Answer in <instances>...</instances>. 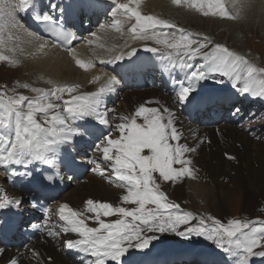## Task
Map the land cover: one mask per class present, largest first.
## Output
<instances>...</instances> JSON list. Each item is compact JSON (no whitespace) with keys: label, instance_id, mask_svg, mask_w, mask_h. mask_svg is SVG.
Instances as JSON below:
<instances>
[{"label":"snow or ice","instance_id":"snow-or-ice-1","mask_svg":"<svg viewBox=\"0 0 264 264\" xmlns=\"http://www.w3.org/2000/svg\"><path fill=\"white\" fill-rule=\"evenodd\" d=\"M229 2L231 11L227 6ZM141 3L142 0L119 3L112 16L116 18L119 13L120 17L126 18L125 22L134 20L128 28L129 40L152 41L155 46L147 47V50L158 53L162 60L167 61L164 70L179 68L185 71V80L179 82L177 93L180 103L197 102L204 87L202 82L214 79L216 74L233 80V87L243 82L241 93L264 98V67L257 66L245 55L224 44L213 43L206 35L200 36L180 28L169 19L144 14L140 9ZM171 3L187 5L206 17L211 15L232 20L242 18L247 6L246 0H171ZM35 7L36 0H18V3L15 0H0V61L18 65L19 58L15 54L24 53L25 46L34 49L29 55H47L48 41L38 31L30 30L22 19L23 15L34 12ZM32 18L43 24L56 41L63 43L64 50L80 69L88 71L95 66L93 60L80 58L72 46L76 35L57 24L53 16L36 14ZM114 22L116 30L121 31L122 21L115 19ZM165 28L176 29V32L161 31ZM87 43L92 45L95 41L90 39ZM125 46H128V41ZM109 51H115V47ZM135 52V48L130 54L120 51L113 59L122 60ZM197 58H202L205 63L197 66L194 63ZM100 80V76H94L92 83H99ZM46 83L52 87L45 89L17 82L18 88L36 93L34 97L19 93L15 88L0 89V129L6 130L0 132V166L28 167L37 162L54 165L62 146L88 134L86 127L73 126V122L91 117L99 124L109 126L103 98L107 92L114 91V85L118 83L114 77H110L96 91L88 93H80V86L75 84H59L51 79ZM235 111L238 113L239 109ZM141 117L143 123H137ZM119 119L121 122L115 125L118 137L98 138L100 143L94 147L113 173V176L107 177L109 182L126 190L120 197V204L88 199L84 208L77 210L63 203L58 208L61 223L48 227L47 236L53 239L69 234L74 236L63 243L69 249L90 255L92 259L86 260L85 264H108L109 261L118 264L128 247L147 248L156 237L145 236L144 233L154 232L204 237L233 257L236 264H264V220L233 218L225 223L210 214L197 216L183 211L180 204L170 201L162 191V183L199 177L200 170L189 155L197 148L179 143L182 133L176 127L175 114L168 108L141 105L132 117L122 116ZM251 134L255 135L254 132ZM225 156L230 160L236 159L228 153ZM89 162L98 164L95 159ZM98 174L103 176L105 170H100ZM18 175L32 174L11 171L9 178ZM44 179L51 182L55 177L46 175ZM21 203V199L4 194L0 197V210L12 206L19 208ZM105 217L116 219L106 222ZM89 221L97 226H89ZM28 251L38 264H43L36 249ZM5 254V249L0 248V257ZM48 261L51 264V257ZM6 264H21V258L18 255L8 257Z\"/></svg>","mask_w":264,"mask_h":264},{"label":"bare ground","instance_id":"bare-ground-1","mask_svg":"<svg viewBox=\"0 0 264 264\" xmlns=\"http://www.w3.org/2000/svg\"><path fill=\"white\" fill-rule=\"evenodd\" d=\"M17 1V0H16ZM55 1V0H54ZM63 1L64 3H68L71 7L77 8V12L81 11L82 6L84 5V12L89 14H95L99 8L95 6V4H91L89 2H80L75 1L73 3L71 0H59ZM251 0H246L247 4H250ZM264 5V0H256V3L253 5H249V8L253 6H257L259 2ZM115 0H106V3H103L106 7L112 10V4ZM130 0H122L121 3H129ZM135 6V5H132ZM248 8V9H249ZM141 11L147 15V12H151L156 14L157 16H162L168 18L174 22H182L181 27L187 28V26L194 27V25L201 28L199 22L203 19V16L189 12L188 10L177 7L176 5H172L170 0H147L144 4L140 5ZM150 10V11H149ZM247 12V11H246ZM36 14H44L42 8L39 7L38 3H36L35 11ZM86 14L84 16H86ZM110 13H107L106 10L102 11V18L108 19ZM246 14V13H245ZM244 13H242V18L237 19L236 21L229 22L223 20H214V22H220L222 25L217 24L219 29L224 30L216 31L215 28L212 29V33L214 36L222 37L227 36L228 42H230L231 46L236 47L237 44L234 42L230 36L233 29L240 28L243 23L242 21L245 20L246 23H250L248 28L245 30L251 33H255L256 31L260 32L262 25H264V18L262 20H254L249 17L245 18ZM78 13H75L72 17L78 19ZM99 17V13L95 14ZM169 16V17H168ZM55 19H59L58 15L53 16ZM206 20V19H205ZM257 24L254 27L252 24L253 22ZM207 20L205 21V23ZM130 21L128 24H131ZM223 23H228V25H233L228 30L221 27ZM100 24V22H99ZM205 26V25H204ZM99 29L96 31V36L93 41L96 42L97 46V37H99V33L105 34L109 32V29L105 27L102 28L99 25ZM206 29V28H202ZM193 31V28L190 30ZM206 32V31H205ZM229 32V33H228ZM113 32H109L112 34ZM116 36V34H113ZM125 35L123 36V38ZM120 38V37H119ZM215 40V39H214ZM130 42L128 46H125V50L129 51L136 46V49H139L140 44L145 41H128ZM152 42V41H151ZM49 44V41H48ZM96 46L89 47V53L94 55L96 53ZM150 47L155 46L154 43L149 44ZM26 51L24 56L27 57V62H21V58L19 61L28 65L27 67L32 69L33 72L30 75L37 77L39 82L42 85H37L35 87L40 88H50L51 85L46 83L47 80L51 79L56 81L57 83H76L78 81H83L86 84L90 85V87L79 89V92L88 93L92 92L96 88H99V83H92L91 80L94 76H100L101 79L104 77V73L99 70V68H92L91 70L85 71L80 69L74 62V60L68 55V53L58 48L55 45L49 44V48L47 50V55H39L33 56L29 55V52L34 51L30 46H25ZM105 47V46H104ZM104 47L102 48L101 53L104 51ZM122 47V46H121ZM239 47V46H238ZM77 53L80 56V50H77ZM16 56H21L22 53H16ZM251 60V59H249ZM252 61V60H251ZM205 61L202 58H199L197 66L204 64ZM26 67V68H27ZM68 75V76H66ZM63 79L61 80V78ZM218 77V74L215 75L214 79ZM209 80L203 83L213 81ZM221 79L224 80L223 77ZM82 82V83H83ZM101 82V80L99 81ZM235 82L227 77L225 84L228 87L233 88V91L226 96L227 105H234L238 102L241 103L239 106V112L237 113L235 109H219L220 114L224 111L227 113H231L234 117L236 122L225 120L224 123L218 127L219 135L214 134L211 135V140L209 139L210 143L206 144L200 143L201 140L205 141L206 137V128L201 126L200 124L196 123V121H187V119L183 116L180 112L178 106H173V101L168 94L163 92L158 93L155 89L152 90H132V91H125L121 95V99L119 101L120 107L114 110L111 105L104 104L105 111L111 112L107 113L108 119L120 123V117L122 116H129L132 117L136 110L141 106H147V108H172L176 110L175 118H176V127L182 133V138L179 141L181 144H187L189 147H196L197 151L195 153H190L189 155L192 157L194 164L200 170L198 179H190L186 178L182 182H165L162 183L161 189L167 194L169 200L174 199L179 204H185L187 202L192 204V207L187 205L188 208L192 210L194 214L197 216L201 215L202 212L199 208H197L196 200L202 199L206 200V206L210 210V201L212 200L213 205H217V203L222 205L223 207V199L227 202L229 201V196L232 195V190L229 188L230 185L238 186L240 181L242 180V191L245 192V214L246 215H253L256 209L260 208L259 206L262 205L264 198H261L260 194L256 192V190L263 194L264 193V171H262L261 165H258L259 161H263L264 163V132H262L255 123L251 122L245 113H247L246 107H243L242 104L246 102L253 103L254 105L264 104V98H260L257 96H253L250 94H243L240 92V84H237L236 87H233ZM44 85V86H43ZM237 94V95H236ZM158 97V103H149L146 104V100L151 97ZM137 123H143V118H138ZM212 126V125H211ZM210 126V127H211ZM2 131H6L4 129H0ZM251 132H254L255 135H252ZM118 135V132H117ZM256 137H259L257 139ZM225 153L231 154L236 157L235 160L227 159ZM89 182L86 184V178L83 183L76 185L77 187L70 192V194H66L64 199L72 200L71 197L77 194L79 197L84 199L85 197H89L90 199L96 201H107L111 202L114 205L120 204V197L125 193V189L121 187H117L114 185H109L115 189H117V198L113 199L112 197L115 196L116 191L114 189H110L107 187L101 179L97 177L88 176ZM225 180V181H224ZM222 181V182H221ZM220 182V183H219ZM227 184H226V183ZM241 185V184H240ZM213 187V188H212ZM217 187L219 192H215ZM262 187V192L260 188ZM258 188V189H257ZM237 189V188H236ZM215 190V191H214ZM4 194H7L9 197H15L16 195L8 188V185H5L2 175L0 174V197ZM188 194V195H186ZM82 195V196H81ZM182 196V197H181ZM264 196V194L262 195ZM189 198V201L187 198ZM198 199V202L201 201ZM63 200V198H61ZM81 200V199H80ZM75 202V200H72ZM80 202V201H77ZM188 204V203H187ZM219 205V206H220ZM129 206V205H124ZM134 207V205H131ZM23 211L27 212V202L23 205ZM151 207V206H150ZM204 209V207H202ZM224 210V207H223ZM201 212L198 213V212ZM224 213V212H223ZM227 213V212H226ZM106 222H111L116 219V217H105ZM196 222V221H194ZM94 227L97 225L91 221ZM145 236H155L156 239L152 240L147 248H138L135 246L128 247L126 252H131L133 255H138L145 251H150L152 253H162V252H172L176 250H183L188 247H194L196 242L190 237L186 235H179L178 233L173 232H165V233H144ZM135 244V241L133 242ZM23 243H20V247H14L12 249L8 248L4 239H0V248L5 249V256L0 257V264H6L7 258L11 256H19L21 258V264H38V261L34 259L28 249H36L41 256V260L43 264H49V261L46 259L44 254V250H49V253L53 255V259L51 264H85V261L91 259L90 257L86 256L84 258H77L73 255H61L60 253H55L52 251V248L49 246L43 247L41 245L35 244L30 247H23Z\"/></svg>","mask_w":264,"mask_h":264},{"label":"rangeland","instance_id":"rangeland-1","mask_svg":"<svg viewBox=\"0 0 264 264\" xmlns=\"http://www.w3.org/2000/svg\"><path fill=\"white\" fill-rule=\"evenodd\" d=\"M245 18H247V17H245ZM205 19L206 18L203 17V19L199 22L201 28H203V27L204 28L211 27L212 26L211 22H208V19H206L207 22L205 23V21H206ZM214 20H216V19H211L212 22H214ZM223 21H229V22H231L229 19H225ZM178 23L180 24V22H178ZM242 23H243V25L240 28L233 29V32H231V34H230L232 40L234 42H236V44H237L236 47L239 46V48L237 50H240L241 52H239V53L245 54L246 56H249L251 54H254V56H255V59H254L255 63L258 64V65H260V63L262 62L263 67H264V30L261 29L260 32L256 31V34L255 33H251L249 31H246L245 32V30L248 28V25L250 23H246L245 20H243ZM219 24L222 25L220 22H219ZM256 24L257 23L254 21L252 25L254 27H256L255 26ZM232 26L233 25H228V23H223V28H225L226 30H228ZM213 28H215L216 31H219V32L222 31V32H224V30L219 29V27H217L216 24H215V26L211 27V30ZM262 28H264V25H262ZM225 34L226 33H224V36H222L220 38L219 37H216L214 35L212 37H210V38L213 41V43H221L222 44L223 41L224 42L227 41V43L230 44V42H228V38H227V36H225ZM208 35H211V32L210 31H209ZM246 45H249V46H246ZM24 54H25V52L22 53L21 56H17L19 59L22 57L21 58L22 59L21 62H24V61L27 62L26 60H28L27 57L24 56ZM24 63H22L21 69H20L16 65H12V64H9L7 62L0 61V89H3L5 87H7V89L11 90V89L15 88L16 91L19 92V93H22V94H24L26 96H29V97H34V96H36V93H33L30 90H26L24 88H18L17 87V82L18 81L20 83L28 82L30 85H32L33 84L32 82L35 80L36 83H34V87L37 86V85H39V86L42 85L39 82V80L37 79L36 75L34 76L35 78H33V76L30 75V74H32L34 72H33L32 69H30V68L27 67L28 65H26ZM66 76H68V75H66ZM62 79H63V77L61 78V80ZM10 94H11V92H10ZM173 106L176 107V105H175L174 102H173ZM174 107L170 108V110L174 114H176V110L174 109ZM258 165H261L262 171H264V163H263V161H259L258 162ZM240 184L238 183V186L237 187L236 186H232V185L229 186V188L232 190L233 193H232V195L229 196V201L228 202L223 199V207H224V210H223V207H221L222 205H220V203L219 204L217 203L216 206L213 205L212 204V200L209 203V205H210V210H209L208 209L209 207L206 206V205H204V204H206V201L208 199L202 201V199H199L198 198L201 201V203L198 202V199L195 202H196L197 208H199L201 210L202 214H201V212H198V211L197 212L200 213L201 215H209L210 214L212 216H215L217 219H220L221 221H225V220L233 219V218H236L237 219L238 217H243L245 219L257 220L259 217H261V216L263 217L264 216V200L262 202V205L259 206L260 208L256 209V211L254 212L253 215H251V216L246 215L245 214V210H244V213H242L243 212V209H245V203H244V200H245V192L242 191V189H241L242 188V180L240 181ZM105 185L107 187H109L110 189H114L116 191L115 196L112 197L113 199H116L117 198V189H115V188H113V187H111V186H109L107 184H105ZM214 189H216V191L214 190L215 192H219V190H220L217 187H215ZM260 190L262 192V187L260 188ZM256 192L260 194L261 198H264V196H262L264 193L261 194L259 192V190L258 191L256 190ZM186 195H188V194H186ZM183 198H187V197H183ZM187 200L189 201V198H187ZM187 203L183 204L184 205V208L183 209H185V211L188 210V211L191 212L192 210L190 208H188L187 205H189V206L192 207V204L189 203V202H187ZM202 207H204V209ZM201 215H199V216H201ZM193 223H197V222H194L193 221ZM210 247H211V249L214 252H217L218 249H219V248H217L215 246L214 243H212L210 245Z\"/></svg>","mask_w":264,"mask_h":264}]
</instances>
